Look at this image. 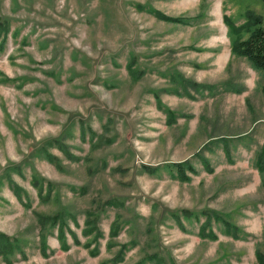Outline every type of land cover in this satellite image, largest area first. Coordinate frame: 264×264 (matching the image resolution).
<instances>
[{
    "label": "rangeland",
    "instance_id": "rangeland-1",
    "mask_svg": "<svg viewBox=\"0 0 264 264\" xmlns=\"http://www.w3.org/2000/svg\"><path fill=\"white\" fill-rule=\"evenodd\" d=\"M246 10L264 26V0H0V232L15 243L0 264H112L124 244L117 264H257L264 69L231 52L222 19L241 25ZM185 160L195 173L181 180L168 165ZM35 174L49 194L38 196ZM57 213L67 249L60 224L38 222ZM203 224L215 239L200 235Z\"/></svg>",
    "mask_w": 264,
    "mask_h": 264
},
{
    "label": "trees",
    "instance_id": "trees-1",
    "mask_svg": "<svg viewBox=\"0 0 264 264\" xmlns=\"http://www.w3.org/2000/svg\"><path fill=\"white\" fill-rule=\"evenodd\" d=\"M148 12L154 15L158 19L162 20H167L171 22H178L182 23L183 18L182 17H175V16H168L163 14L161 11L149 7ZM245 16V22L242 23L241 25H235L231 18L223 14L222 19L223 23L227 26L228 31L231 35H233L235 38L231 42V52L233 54H237L240 56H243L249 60V62L252 64V66L255 69L262 70L264 69V26L262 24V19L261 16L258 14H255L252 10H246L244 13ZM3 29L0 28V35L3 34ZM247 33L246 37H242L243 34ZM3 40H0V43ZM128 71L130 73H133L134 75V70L132 69L131 63L128 65ZM192 88L197 91V87L195 84L190 83ZM184 91L187 92V94L190 96V93L188 92V88L184 86ZM158 106L160 109H163L160 101L158 100ZM163 111L167 112V122H170V120L173 119L174 115L173 112L170 109H163ZM81 134L84 136V128H81ZM50 145H54L55 148L59 149L62 151L66 156L69 157V151L65 147L64 143L60 139H55L49 143ZM43 156L46 158V160L49 163H52L55 165L57 168L61 167L60 160L53 154L49 153L47 148L43 149ZM71 156V155H70ZM201 162L204 164V167L206 169L208 161L203 157L200 156ZM256 169L260 173L262 179L261 183L264 185V148L259 151L257 157H256ZM171 166L176 173V177L181 179V180H187L189 179L188 175L186 174V170H189L191 172L195 173V169L193 165L191 164L190 161L185 160L182 162H175L172 163ZM156 168L158 167H145V170H149V172H153ZM211 170V168H208ZM44 179L37 176L36 174L32 177V186L35 188L38 196H42V194H49L51 192V183H44ZM8 185L13 190V192L17 195H20L19 191H23L17 184L13 183L10 179L8 180ZM24 192V191H23ZM19 199V198H18ZM19 202H21V199H19ZM22 203V202H21ZM61 213L53 214V215H46V214H37L38 216V222L41 225V228L44 230L49 224L51 226H54V224H60L59 228H57V238L58 241L61 244L62 249H67L68 248V243H67V237H66V231L64 230V224H65V219L60 215ZM208 223V219H207ZM84 228L83 232L87 234H92L96 231L98 228L96 225L95 219L91 215H87L86 218L84 219ZM118 225L116 221L113 223L111 226V235H115L118 231L117 229ZM232 225L229 223H226L225 225V230L228 233H231L233 236L238 237L237 233V228L235 227V231L232 230ZM206 224H203L200 228V235L204 236L207 235L209 237H212L213 239L216 238V235L212 232V230H209L206 232ZM72 239L75 243H79V240L76 236V234L70 230ZM102 234L100 231H97L96 235ZM263 244H264V232H263ZM41 244H42V252L45 254V245H46V237L44 232L42 233L41 236ZM260 243H258L259 245ZM14 246L15 243L13 242V238L0 232V257L7 263H11V259L14 254ZM127 249V245H122L120 249L117 251L116 255L111 259L112 264H117L123 260L125 251ZM95 251H91L92 254H94ZM254 255L256 259L257 264H264V252L261 250V248L258 246L254 250ZM156 262V261H155ZM139 264V263H137ZM154 264H165L162 263V261L158 260L157 263Z\"/></svg>",
    "mask_w": 264,
    "mask_h": 264
}]
</instances>
